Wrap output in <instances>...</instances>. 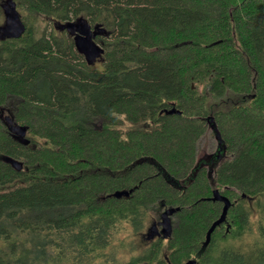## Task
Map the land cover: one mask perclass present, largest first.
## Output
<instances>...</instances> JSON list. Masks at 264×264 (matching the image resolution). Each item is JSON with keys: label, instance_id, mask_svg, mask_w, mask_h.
I'll return each instance as SVG.
<instances>
[{"label": "trees", "instance_id": "obj_1", "mask_svg": "<svg viewBox=\"0 0 264 264\" xmlns=\"http://www.w3.org/2000/svg\"><path fill=\"white\" fill-rule=\"evenodd\" d=\"M189 260L264 264V0H0V264Z\"/></svg>", "mask_w": 264, "mask_h": 264}, {"label": "water", "instance_id": "obj_2", "mask_svg": "<svg viewBox=\"0 0 264 264\" xmlns=\"http://www.w3.org/2000/svg\"><path fill=\"white\" fill-rule=\"evenodd\" d=\"M5 14L7 16V23H6V27H5V30L7 32H16L20 29V25L19 23L17 22L16 20V16H15V13L14 11L11 9V7H9L8 5L6 6V9H5ZM86 38L82 39V41H86L87 39H89L91 37V32L89 30H85L84 32ZM77 41L79 42V39L77 37ZM91 53L89 55V59L92 60L96 55H97V52H96V48H91L90 49ZM175 111L174 108H172L169 112L170 113H173ZM211 117H208L207 120H211L210 119ZM15 133L20 136V137H23L24 136V133H25V128H18L17 130H15ZM215 139L216 141L218 142V145H220L221 143V139H220V136L219 134L216 132L215 130ZM127 195V192L126 191H117L113 194L114 197L116 198H119L121 196H126ZM212 199L213 200H219V201H222L223 203V206H222V210H221V214L219 216V218L211 225V228L210 230H213L214 227L219 224L226 216V212H227V209L230 205L229 201L221 196L217 190H214L213 193H212ZM174 213V209H166L162 215H161V224L162 226L166 227L167 224H168V217L170 215H172ZM171 230V227L169 226V228L167 230H165V233L168 234L169 231ZM185 264H195V261L194 260H189L187 261Z\"/></svg>", "mask_w": 264, "mask_h": 264}, {"label": "rangeland", "instance_id": "obj_3", "mask_svg": "<svg viewBox=\"0 0 264 264\" xmlns=\"http://www.w3.org/2000/svg\"><path fill=\"white\" fill-rule=\"evenodd\" d=\"M205 145H207V147H205ZM197 147L198 153H200L202 149H204V147L207 149V152L213 151L215 148V140L211 133H206L205 136L198 141ZM156 208L151 210L150 217L147 219L145 227L141 232V237L139 234V236L137 235L136 238L132 240L136 245L135 251H139L142 247H144L145 244H148L150 239H153L155 237V230H158L160 233H163L161 227L158 226H160L159 222L161 221L160 215L164 211L161 210V208H157L156 210ZM169 223V226L173 227V218L169 219Z\"/></svg>", "mask_w": 264, "mask_h": 264}, {"label": "flooded vegetation", "instance_id": "obj_4", "mask_svg": "<svg viewBox=\"0 0 264 264\" xmlns=\"http://www.w3.org/2000/svg\"><path fill=\"white\" fill-rule=\"evenodd\" d=\"M210 89V87H208L206 90H209ZM206 123L207 124H209V123H211V120H207L206 119ZM214 129H211L210 127H208V129H207V131H205V134L207 133H213L214 131H213ZM213 138H214V140H215V148H214V150L213 151H210V152H207V149L205 148V147H207V145H205V147H204V149H202V151L200 152V153H198L197 154V157H196V161L198 162V163H202V165H201V167L202 166H204V167H206L207 166V163L208 162H210V158H212V156L214 155V156H216V158H218L219 157V153L217 152V150L219 149V145H218V142L216 141V139H215V136H213ZM216 152V153H215ZM166 209H164L163 211H165ZM161 215H162V213H161ZM161 215H160V219H161ZM170 218H173V214L172 215H170L169 217H168V224H167V226L166 227H164V226H162V224H161V221L159 222V224H160V226H158V227H161V229L163 230V233L166 235V233H165V230H167L168 228H169V219ZM155 235L156 236H159V231L158 230H155Z\"/></svg>", "mask_w": 264, "mask_h": 264}]
</instances>
